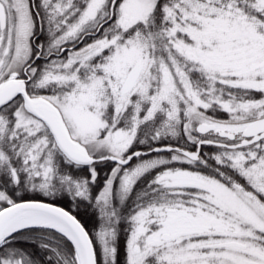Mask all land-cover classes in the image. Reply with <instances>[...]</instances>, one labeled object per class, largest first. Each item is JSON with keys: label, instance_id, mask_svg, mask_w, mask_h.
Masks as SVG:
<instances>
[{"label": "snow or ice", "instance_id": "obj_1", "mask_svg": "<svg viewBox=\"0 0 264 264\" xmlns=\"http://www.w3.org/2000/svg\"><path fill=\"white\" fill-rule=\"evenodd\" d=\"M0 264H264V0H0Z\"/></svg>", "mask_w": 264, "mask_h": 264}]
</instances>
